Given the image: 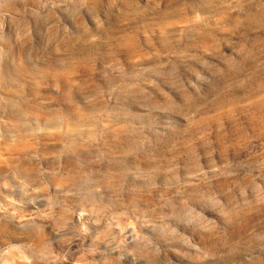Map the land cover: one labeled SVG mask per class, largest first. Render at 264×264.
<instances>
[{"label": "rangeland", "instance_id": "374dc122", "mask_svg": "<svg viewBox=\"0 0 264 264\" xmlns=\"http://www.w3.org/2000/svg\"><path fill=\"white\" fill-rule=\"evenodd\" d=\"M0 264H264V0H0Z\"/></svg>", "mask_w": 264, "mask_h": 264}, {"label": "bare ground", "instance_id": "6f19581e", "mask_svg": "<svg viewBox=\"0 0 264 264\" xmlns=\"http://www.w3.org/2000/svg\"><path fill=\"white\" fill-rule=\"evenodd\" d=\"M128 233L131 234L132 233V230L130 228H128Z\"/></svg>", "mask_w": 264, "mask_h": 264}]
</instances>
